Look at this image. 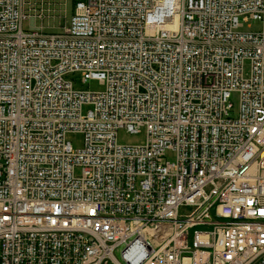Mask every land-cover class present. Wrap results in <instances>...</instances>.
<instances>
[{"label":"built area","instance_id":"2783aa9c","mask_svg":"<svg viewBox=\"0 0 264 264\" xmlns=\"http://www.w3.org/2000/svg\"><path fill=\"white\" fill-rule=\"evenodd\" d=\"M0 264H264V0H0Z\"/></svg>","mask_w":264,"mask_h":264},{"label":"rangeland","instance_id":"374dc122","mask_svg":"<svg viewBox=\"0 0 264 264\" xmlns=\"http://www.w3.org/2000/svg\"><path fill=\"white\" fill-rule=\"evenodd\" d=\"M63 9L65 8V4L62 5ZM73 14V5L71 2L66 4V18L67 22L70 20ZM59 23V22H57ZM261 28V23L258 20H250L246 22L242 27L243 31H258ZM77 82L75 86L79 89H87L91 91H99L103 89V85L100 83L98 79H89L87 82H80V77L77 75ZM236 105L237 101L234 99ZM87 108H85L86 110ZM66 139L72 144L75 149H81L84 144V136L81 132L71 131L67 133ZM146 140V129L142 128L139 132H131L126 128H121L117 134V141L122 145H140L144 144ZM166 158L169 161L176 160V153L172 150H168L166 154ZM190 211V207H181V213H188Z\"/></svg>","mask_w":264,"mask_h":264},{"label":"bare ground","instance_id":"6f19581e","mask_svg":"<svg viewBox=\"0 0 264 264\" xmlns=\"http://www.w3.org/2000/svg\"><path fill=\"white\" fill-rule=\"evenodd\" d=\"M74 10H75V5H73V13H74ZM72 15H73V14H72ZM166 26H168V28L171 27V26L168 25V24H166ZM166 26H165V25H161V27H163V28L166 27ZM161 27H160V28H161Z\"/></svg>","mask_w":264,"mask_h":264}]
</instances>
